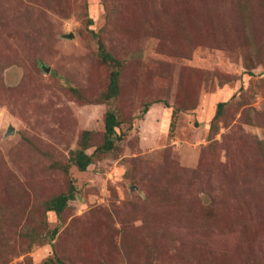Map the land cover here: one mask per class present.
Wrapping results in <instances>:
<instances>
[{
	"label": "rangeland",
	"instance_id": "1",
	"mask_svg": "<svg viewBox=\"0 0 264 264\" xmlns=\"http://www.w3.org/2000/svg\"><path fill=\"white\" fill-rule=\"evenodd\" d=\"M0 264H264V0H0Z\"/></svg>",
	"mask_w": 264,
	"mask_h": 264
},
{
	"label": "trees",
	"instance_id": "2",
	"mask_svg": "<svg viewBox=\"0 0 264 264\" xmlns=\"http://www.w3.org/2000/svg\"><path fill=\"white\" fill-rule=\"evenodd\" d=\"M114 77H111V84L113 83ZM221 103L216 104V111H218L219 106ZM115 125L114 115L111 112L106 111L103 117V128H104V142L102 144L103 149H108L111 145V135L113 134L114 130L113 127ZM88 156H86L82 151H77L75 157V163L79 170H84L86 165L88 164ZM72 195H57L55 196L51 202L50 207L48 210H53L56 214L63 208L65 205L66 198H70Z\"/></svg>",
	"mask_w": 264,
	"mask_h": 264
},
{
	"label": "water",
	"instance_id": "3",
	"mask_svg": "<svg viewBox=\"0 0 264 264\" xmlns=\"http://www.w3.org/2000/svg\"><path fill=\"white\" fill-rule=\"evenodd\" d=\"M7 130H8V131H11V128H9V127H8V129H7Z\"/></svg>",
	"mask_w": 264,
	"mask_h": 264
}]
</instances>
